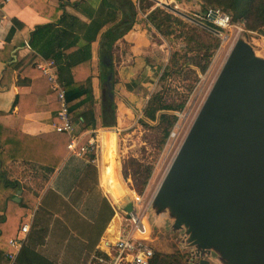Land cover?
I'll list each match as a JSON object with an SVG mask.
<instances>
[{"label": "crops", "instance_id": "1", "mask_svg": "<svg viewBox=\"0 0 264 264\" xmlns=\"http://www.w3.org/2000/svg\"><path fill=\"white\" fill-rule=\"evenodd\" d=\"M133 1L135 4L139 2ZM103 2L104 0H9L1 12L0 49L8 41L15 44L11 55L18 66L10 85H3L2 77L7 63L0 61V110L9 112L10 117H13L18 112V107L14 106L16 96L21 93L35 94L37 104L42 109L26 114L15 126L28 135L54 141V153L64 155L62 165L55 170L46 165H32L20 160L7 164L2 170L6 179L17 180L22 185L15 193L16 201H20L23 191H28L37 198L23 221V224L30 222L31 225L24 248L25 254L30 261L36 258L35 264H47L48 257L55 264H91L96 251H104L107 244L115 240L118 228L112 231L111 228L119 215L115 201L109 197L105 188L112 185L115 178L117 148L111 170L107 159L108 132L114 133L116 147L117 135L118 138L122 137L135 124L140 116L138 113L142 112L150 94L157 87L168 61V56L162 60L164 63L159 61L160 46L154 38L156 31L147 22L143 12L137 15L133 28L115 43L112 59L101 58L102 35L115 23L112 20L114 4L107 3L104 7ZM77 3L82 5L75 6ZM64 13L75 17L73 21L69 18L71 24L60 23ZM121 15L119 12L120 18ZM100 24L102 26L91 44L97 127L78 135L84 139L86 135L94 133V137H97L98 153L94 159H90L88 154L79 157L73 152H65L66 140L55 130L54 125L59 122L57 92L39 67L40 63L54 59L39 55L36 68L41 73L38 75H32L33 70L26 73L21 71L38 54L30 45L32 33L38 26H43V43L57 31L67 29L72 37H81L82 43L86 44L88 39L85 37H93V31L87 36L91 25L94 27L92 30H95ZM45 50L50 52L47 45ZM101 60L114 64L116 113L112 126V120L102 116L107 86L101 81ZM79 128L80 125L75 124V133ZM132 134L133 131L125 135L133 136ZM106 177L109 178V184Z\"/></svg>", "mask_w": 264, "mask_h": 264}, {"label": "trees", "instance_id": "2", "mask_svg": "<svg viewBox=\"0 0 264 264\" xmlns=\"http://www.w3.org/2000/svg\"><path fill=\"white\" fill-rule=\"evenodd\" d=\"M157 2V0H139L135 4L133 0H114V2L104 0V7L107 3L114 4L112 20L115 23L102 35L100 57L112 59L115 43L133 28L140 12L146 14L147 22L159 35L167 39L174 36L182 41V46L171 52L159 77L158 85L169 79L190 81L188 92L176 93L177 97L171 98L169 89L166 87L165 90L164 87L158 89L157 85L150 94L142 112L138 113L140 114L138 122L152 128L157 133L158 157L178 121L177 113L185 109L190 93L196 88L200 76L209 69L212 58L221 45L220 34L224 29L208 18L209 12L221 10L231 16L233 24H242L247 30L264 32V0H201L202 10L196 11L193 15L188 14L195 20L194 22L190 20L188 22L170 9L157 5ZM74 5L80 7L82 3ZM61 7L63 6L61 5ZM119 12L122 13L121 18ZM69 18L73 21L75 17L64 13L60 23L71 24ZM101 26L102 24L92 30L94 27L91 25L87 36H90V32L93 31V37H85L88 39L86 44L82 43L81 37H72L73 35L67 29L57 31L52 38L43 43L45 38L43 26H38L30 39L31 47L35 48L38 54L21 71L26 73L28 70H33L32 75H38L41 73L36 68L39 55L54 59L53 61L58 66L59 80L65 87L70 117L74 125H80L79 131L75 133L79 136L85 132L93 131L97 127L95 96L92 87L91 44ZM46 45L50 52H46ZM14 48L15 44L8 41L5 47L0 49V61L7 63L2 77L3 85H10L11 78L18 66L11 55ZM101 66V81L107 86L102 116L105 119L110 118L113 122L110 125L112 126L116 113L114 64L101 60ZM58 104L57 108H59ZM14 106L18 107V112L13 117H10L9 112L0 110V259L2 258L0 264L7 262L5 253L11 250L9 239L19 236L27 211L37 202V198L28 191H23L20 201H16L15 193L22 188V185L17 180L6 179L2 170L7 164L19 160L32 165H46L55 170L64 161V155L59 156L54 153V141L28 135L21 128L15 126V123L22 121L26 114L42 109L37 104V96L33 93L18 94ZM57 133L65 138V152H68L70 136L66 132ZM92 137H94V133L86 135L82 139V144L88 143ZM88 155L90 159L96 157L94 153ZM129 162L134 169V178L139 180L137 191L139 194H143L153 173L154 164L145 165L136 158H131ZM26 244L18 253L13 264H35L36 258L30 261L25 254ZM101 256L106 257L107 254L97 250L91 264H103L99 259ZM47 264H55V262L48 257ZM151 264L192 263L188 255L182 251L171 253L156 251Z\"/></svg>", "mask_w": 264, "mask_h": 264}, {"label": "water", "instance_id": "3", "mask_svg": "<svg viewBox=\"0 0 264 264\" xmlns=\"http://www.w3.org/2000/svg\"><path fill=\"white\" fill-rule=\"evenodd\" d=\"M163 6L195 21L169 2ZM117 204L127 213L135 211L130 195ZM152 209L168 214L174 228L185 229L195 247L192 264H264V57L243 36L235 41Z\"/></svg>", "mask_w": 264, "mask_h": 264}, {"label": "rangeland", "instance_id": "4", "mask_svg": "<svg viewBox=\"0 0 264 264\" xmlns=\"http://www.w3.org/2000/svg\"><path fill=\"white\" fill-rule=\"evenodd\" d=\"M169 3L189 15L202 10L201 0H181L179 2L171 0ZM186 20L190 22L188 19ZM239 36H243L253 46L257 55L264 57V32L247 30L242 24H232L230 27H226L224 35H220L221 45L215 52L209 69L200 76V81L196 88L189 95L185 109L177 113L178 121L158 157L156 131L139 123L138 118L135 124L122 134L121 139L117 135L115 178L112 181L113 184L110 185L109 178L106 177L109 187L105 188L109 197L115 201L117 214L119 215L113 222L111 231L118 228L119 217L122 218L125 214V210L120 208L117 202L121 201L126 194L133 197L134 193H136L141 196L142 200L137 205L136 212L145 219V223L148 224H146L147 228L150 226V243L155 250L169 253L182 251L188 255L191 262V258L196 252L195 247L188 241L189 236L186 234L185 229L174 228L173 219L168 214L158 215L152 209V201ZM154 38L160 46L158 54L160 62H163L162 60L166 59L167 56L169 59L171 52L182 46L181 40L176 39L174 36L167 39L159 35L157 31L154 34ZM183 81L169 79L158 85V89L164 87L165 90L166 87V89L170 90L171 98H174L177 97L176 93L188 92L190 81ZM131 131H133V136L125 135ZM131 158H136L145 165L154 164L153 173L143 194H139L137 191L139 180L134 178V169L129 162ZM127 223L125 222V225ZM216 257L215 254L212 255V262H215ZM194 261H199V257H195Z\"/></svg>", "mask_w": 264, "mask_h": 264}, {"label": "built area", "instance_id": "5", "mask_svg": "<svg viewBox=\"0 0 264 264\" xmlns=\"http://www.w3.org/2000/svg\"><path fill=\"white\" fill-rule=\"evenodd\" d=\"M9 0L0 1V13L3 11L4 4ZM166 1H160L159 5L163 6ZM208 18L216 25L225 29L230 27L231 16L221 10H211ZM224 35V31L220 34ZM228 38L227 36H225ZM43 74L51 83L53 89L57 92V100L59 102L58 117L59 122L54 125L57 132H66L71 140L68 144V151L73 152L79 157H85L89 153H98V139L92 137L88 143L82 144V138L75 134V125L69 114V105L66 98L65 87L58 77L56 63L52 60L39 64ZM135 211L127 213L122 218L119 217V226L116 232V238L107 244L104 252L107 256H101L99 259L103 264H151L155 256V248L150 243L151 230L150 226H146L145 219L137 214V205L141 203V196L134 193L133 197ZM125 222H128L125 225ZM148 225V224H147ZM30 222L22 225L18 237H11L9 245L11 250L5 253L7 259L6 264H13L18 253L24 247L27 241V235L30 231Z\"/></svg>", "mask_w": 264, "mask_h": 264}, {"label": "bare ground", "instance_id": "6", "mask_svg": "<svg viewBox=\"0 0 264 264\" xmlns=\"http://www.w3.org/2000/svg\"><path fill=\"white\" fill-rule=\"evenodd\" d=\"M106 145H107V159L109 161V166L111 170L113 169V163L115 160V135L112 131L108 132V136L106 139ZM127 196V194L124 196V198Z\"/></svg>", "mask_w": 264, "mask_h": 264}]
</instances>
